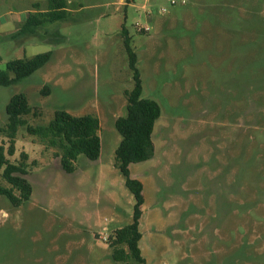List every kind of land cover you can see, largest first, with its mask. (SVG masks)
Wrapping results in <instances>:
<instances>
[{
	"label": "rangeland",
	"instance_id": "374dc122",
	"mask_svg": "<svg viewBox=\"0 0 264 264\" xmlns=\"http://www.w3.org/2000/svg\"><path fill=\"white\" fill-rule=\"evenodd\" d=\"M48 1L0 0V19L23 17L37 2L47 9ZM66 1V20L28 41L0 43V71L52 52L23 82L0 86V128L10 99L24 93L32 126L47 125L58 110L98 116L101 155H80L67 173L58 148L18 131L11 159L28 154L33 194L20 207L0 196V264H124L109 245L135 206L115 162L122 140L115 122L133 88L124 27L143 96L162 107L154 157L130 165L144 186L147 264H264V0Z\"/></svg>",
	"mask_w": 264,
	"mask_h": 264
},
{
	"label": "trees",
	"instance_id": "16d2710c",
	"mask_svg": "<svg viewBox=\"0 0 264 264\" xmlns=\"http://www.w3.org/2000/svg\"><path fill=\"white\" fill-rule=\"evenodd\" d=\"M68 3L66 0H51L45 11L29 13L18 30L8 37L0 35V43L7 39H17L24 35L34 34L38 28L66 20L68 18ZM124 47L129 57L132 71L133 88L126 91L127 113L119 117L115 126L122 140L115 152L116 166L125 178V185L135 199L134 215L131 224L118 229L109 240L113 249L112 258L117 263L147 264L142 255L140 241V220L144 199V186L141 181L131 176L130 165L152 159L155 155L153 134L157 121L162 115L159 102L143 96L144 86L141 72L137 66L138 56L131 46L128 30L122 29ZM52 52L40 53L31 58L9 61L6 69L0 71V86L9 87L23 82L36 71L51 61ZM33 112L26 94L14 95L6 106L8 122L0 128V137L6 139L0 144V177L5 183H0V196H5L15 207H20L31 199L33 186L28 180V154L22 153L20 160H12L16 152L18 131L26 128L27 132L48 142L51 147L59 149V157L63 170L74 173L76 161L80 155L95 161L100 158L102 143L100 137L101 123L94 114L73 115L65 110L54 113L47 125H29L25 119ZM4 141V140H3Z\"/></svg>",
	"mask_w": 264,
	"mask_h": 264
},
{
	"label": "crops",
	"instance_id": "0c3cea01",
	"mask_svg": "<svg viewBox=\"0 0 264 264\" xmlns=\"http://www.w3.org/2000/svg\"><path fill=\"white\" fill-rule=\"evenodd\" d=\"M50 1L51 0L48 1V6H49ZM67 3H69V1ZM47 9H42L40 2H37V3H34V9L33 10H26V11H24V16L23 17L21 15H14V16H12L10 18L0 19V27L3 26L4 24H7V23H12V24H15V26H16L14 30L7 31V32L2 31V29H0V35L3 36V37L10 36L11 34L15 33L18 30L19 25L24 22V20L27 18V16H28L29 13H35V12L45 11ZM68 12H70V9L69 8H68ZM39 29L40 28H38L37 31L34 34L24 35V36L19 37L17 39H22L23 41H25V40L28 41V40L31 39V37L40 35L39 32H38ZM17 39H7L5 41H8V40H17Z\"/></svg>",
	"mask_w": 264,
	"mask_h": 264
},
{
	"label": "built area",
	"instance_id": "2783aa9c",
	"mask_svg": "<svg viewBox=\"0 0 264 264\" xmlns=\"http://www.w3.org/2000/svg\"><path fill=\"white\" fill-rule=\"evenodd\" d=\"M148 1H153V2H155L156 0H148ZM171 2V4L172 5H175L176 4V2L174 1V0H171L170 1ZM147 13H152L151 11H148ZM165 13H167V9L165 8V7H161V8H159V14H161V15H163V14H165ZM136 27H137V30L138 31H145V32H149L150 30H151V27H149V26H147V25H142V24H140V23H136Z\"/></svg>",
	"mask_w": 264,
	"mask_h": 264
}]
</instances>
